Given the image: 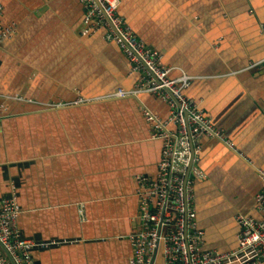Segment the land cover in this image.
<instances>
[{
    "label": "crops",
    "instance_id": "crops-1",
    "mask_svg": "<svg viewBox=\"0 0 264 264\" xmlns=\"http://www.w3.org/2000/svg\"><path fill=\"white\" fill-rule=\"evenodd\" d=\"M0 5V26L14 34L0 42V203L15 186L20 235L60 243L33 249V264H128L139 229L134 180L155 176L161 149L140 102L113 97L139 73L129 74L103 32L81 34L75 0ZM117 11L171 78L188 77L184 95L219 134L198 141L193 205L203 249L230 251L237 216L264 221L255 203L264 171V0H118ZM140 97L167 118L159 97Z\"/></svg>",
    "mask_w": 264,
    "mask_h": 264
},
{
    "label": "built area",
    "instance_id": "built-area-1",
    "mask_svg": "<svg viewBox=\"0 0 264 264\" xmlns=\"http://www.w3.org/2000/svg\"><path fill=\"white\" fill-rule=\"evenodd\" d=\"M77 1L83 9L81 34H89L88 26L91 25L97 33L103 32V36L114 41L128 60L130 72L139 73L136 91L160 97L169 109L167 118L163 119L142 105L150 135L160 141L161 149L155 176L137 179L139 229L129 236L132 254L128 264H156L159 258L162 264L264 262V221L252 217L235 218L240 228L236 248L226 252L203 249V232L197 227L193 205V181L200 175L196 155L201 137L218 138L219 134L212 130L210 120L198 105L184 95L183 91L189 85L188 77L169 76V69L163 65L158 52L139 40L125 19L118 15V0ZM11 35V29L0 26V42ZM250 67L261 68L263 65L250 62ZM121 92L119 90L115 96L123 97L119 94ZM190 143L194 157L185 179L190 162ZM258 174L262 187L255 203L257 210L264 214V171ZM19 212L15 193L0 203V243L14 264H33L30 257L33 249L60 243L24 239L16 227ZM0 264H11L1 249Z\"/></svg>",
    "mask_w": 264,
    "mask_h": 264
},
{
    "label": "rangeland",
    "instance_id": "rangeland-1",
    "mask_svg": "<svg viewBox=\"0 0 264 264\" xmlns=\"http://www.w3.org/2000/svg\"><path fill=\"white\" fill-rule=\"evenodd\" d=\"M79 5H80V3L77 1V0H75ZM80 7H81V5H80ZM82 8V7H81ZM83 10V9H82ZM82 28H83V25H82ZM88 30H90V33L89 34H86V35H94V32L95 33H97L96 31H97V29H93L92 28V26L90 25V26H88ZM104 39L107 41V42H109V43H113V44H115L117 47H118V45L114 42V41H110L109 39H107L106 37H105V35H104ZM119 48V47H118ZM120 49V48H119ZM120 51H121V49H120ZM122 52V51H121ZM122 54H123V52H122ZM124 55V54H123ZM125 57V56H124ZM126 58V57H125ZM127 60V59H126ZM127 62H128V60H127ZM128 64H129V62H128ZM129 67H130V64H129ZM129 70V69H128ZM134 72H130V70H129V74L130 75H132ZM138 85V79H137V81H136V83L133 85V87L132 88H130V89H117L114 93H113V97L115 96V94L116 93H118L119 92V90H122V92L121 93H119V94H121L123 97H120V98H123V99H129V100H138L139 102H140V105H138V109L140 110V112H142L141 114H142V116L143 117H145L144 116V113H143V107H142V103H141V101H140V99H141V95H144V94H148V95H153V96H156V95H154V94H150V93H146V92H141V93H138L137 91H136V86ZM18 96L17 95H12V98H17ZM157 97V96H156ZM160 98V97H159ZM161 99V98H160ZM162 100V99H161ZM163 101V100H162ZM167 105V104H166ZM56 106L57 105H53L51 108H53V109H55L56 108ZM57 107H59V106H57ZM167 108H168V106H167ZM148 109V108H147ZM5 110V109H4ZM150 110V109H149ZM202 110V109H201ZM203 111V110H202ZM204 112V111H203ZM145 119V118H144ZM149 126V125H148ZM149 130H150V128H149ZM151 139H153L152 137H151ZM155 140H157V139H155ZM156 168H157V166H156ZM141 177H147V178H152L153 177V175H147V174H138V175H136V177H135V180H134V182H136L137 183V179L138 178H141ZM12 188H14L15 189V191L12 189ZM12 193H15V196H16V201H17V188L15 187V186H13V187H11L10 188V192H9V196H11L12 195ZM4 200V199H3ZM2 200V201H3ZM1 201V202H2ZM17 204H18V202H17ZM18 207H19V209H20V206H19V204H18ZM20 211H21V209H20ZM20 213V212H19ZM28 240H30V241H33L32 239H28ZM33 242H36V241H33ZM59 245V244H58ZM56 246V245H55Z\"/></svg>",
    "mask_w": 264,
    "mask_h": 264
},
{
    "label": "water",
    "instance_id": "water-1",
    "mask_svg": "<svg viewBox=\"0 0 264 264\" xmlns=\"http://www.w3.org/2000/svg\"><path fill=\"white\" fill-rule=\"evenodd\" d=\"M118 12V11H117ZM118 15H119V13H118ZM121 16V15H120ZM122 17V16H121ZM83 18V17H82ZM125 22H126V20H125ZM127 23V22H126ZM128 25V24H127ZM129 26V25H128ZM13 35L14 34H12V36L11 37H13ZM6 40H4V41H2V42H5ZM146 45V44H145ZM147 46V45H146ZM193 157H194V152H193V147H192V144L190 143V162H189V165H188V167H187V169H186V173H185V179H186V177H187V175H188V172H189V169H190V167H191V165H192V159H193ZM196 159H197V155H196ZM159 160V159H158ZM196 162H197V160H196ZM193 184H194V182H193ZM198 227V226H197ZM199 228V227H198ZM200 230H201V228H199ZM202 231V230H201ZM0 249H1V251L6 255V257H7V259L10 261V263L11 264H14L13 263V260L11 259V257H10V255L7 253V251L4 249V247L1 245V243H0ZM160 254L158 253V256H159ZM161 260L162 259H160L159 258V260L157 261V263L156 264H162V262H161Z\"/></svg>",
    "mask_w": 264,
    "mask_h": 264
},
{
    "label": "bare ground",
    "instance_id": "bare-ground-1",
    "mask_svg": "<svg viewBox=\"0 0 264 264\" xmlns=\"http://www.w3.org/2000/svg\"><path fill=\"white\" fill-rule=\"evenodd\" d=\"M117 13H118V12H117ZM115 98H120V97H116V96H115Z\"/></svg>",
    "mask_w": 264,
    "mask_h": 264
}]
</instances>
